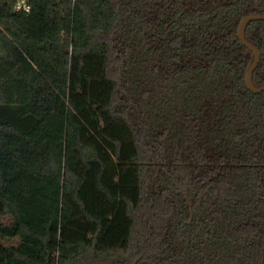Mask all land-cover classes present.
I'll list each match as a JSON object with an SVG mask.
<instances>
[{"label":"trees","instance_id":"trees-1","mask_svg":"<svg viewBox=\"0 0 264 264\" xmlns=\"http://www.w3.org/2000/svg\"><path fill=\"white\" fill-rule=\"evenodd\" d=\"M29 2L0 0V264H264V0Z\"/></svg>","mask_w":264,"mask_h":264},{"label":"water","instance_id":"water-1","mask_svg":"<svg viewBox=\"0 0 264 264\" xmlns=\"http://www.w3.org/2000/svg\"><path fill=\"white\" fill-rule=\"evenodd\" d=\"M13 14H15V12H13ZM258 20L264 21V14L263 15H250V16L245 17L241 21L239 28H238V36H239V39L241 40L242 44L246 48H248L251 52H253V54H254V61H253L252 65L250 66V68L247 72V75H246V85L249 88V90H251L254 94H260V93L264 92V85L261 87H256L253 84V74H254V71L257 69V67L260 64L261 52L256 46H254L252 43H250L246 39L245 31H246L247 25L250 22L258 21ZM187 200H188V198H187ZM188 202H189V200H188ZM189 204H190V202H189Z\"/></svg>","mask_w":264,"mask_h":264},{"label":"built area","instance_id":"built-area-1","mask_svg":"<svg viewBox=\"0 0 264 264\" xmlns=\"http://www.w3.org/2000/svg\"><path fill=\"white\" fill-rule=\"evenodd\" d=\"M12 11L15 13H24L29 15L32 11V5L29 0H12Z\"/></svg>","mask_w":264,"mask_h":264},{"label":"rangeland","instance_id":"rangeland-1","mask_svg":"<svg viewBox=\"0 0 264 264\" xmlns=\"http://www.w3.org/2000/svg\"><path fill=\"white\" fill-rule=\"evenodd\" d=\"M0 212H1V208H0ZM0 222L4 223V224H8L9 223V217H4V216H0ZM53 249H55V246H52ZM4 251L2 250V248H0V253H3Z\"/></svg>","mask_w":264,"mask_h":264}]
</instances>
